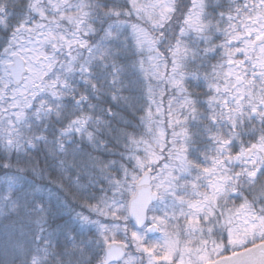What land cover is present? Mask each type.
Masks as SVG:
<instances>
[{
	"label": "snow or ice",
	"instance_id": "1",
	"mask_svg": "<svg viewBox=\"0 0 264 264\" xmlns=\"http://www.w3.org/2000/svg\"><path fill=\"white\" fill-rule=\"evenodd\" d=\"M162 262L264 264V0H0V264Z\"/></svg>",
	"mask_w": 264,
	"mask_h": 264
},
{
	"label": "rangeland",
	"instance_id": "2",
	"mask_svg": "<svg viewBox=\"0 0 264 264\" xmlns=\"http://www.w3.org/2000/svg\"><path fill=\"white\" fill-rule=\"evenodd\" d=\"M152 239H158L160 237V234L159 235H156V236H150ZM162 264H167V262H162Z\"/></svg>",
	"mask_w": 264,
	"mask_h": 264
},
{
	"label": "water",
	"instance_id": "3",
	"mask_svg": "<svg viewBox=\"0 0 264 264\" xmlns=\"http://www.w3.org/2000/svg\"><path fill=\"white\" fill-rule=\"evenodd\" d=\"M156 234H158V233H150L149 235L151 236V235H156Z\"/></svg>",
	"mask_w": 264,
	"mask_h": 264
}]
</instances>
